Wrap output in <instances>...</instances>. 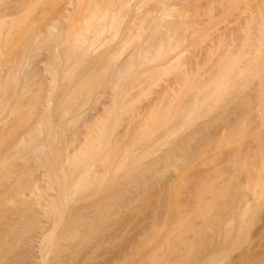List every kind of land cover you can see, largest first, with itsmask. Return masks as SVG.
Masks as SVG:
<instances>
[{
  "label": "rangeland",
  "instance_id": "rangeland-1",
  "mask_svg": "<svg viewBox=\"0 0 264 264\" xmlns=\"http://www.w3.org/2000/svg\"><path fill=\"white\" fill-rule=\"evenodd\" d=\"M182 1L174 52L120 74L153 25H120L107 48L79 56L67 1L0 0V264H208L262 229L264 0ZM163 26L144 51L166 41ZM247 59L249 77L237 68ZM136 85L114 122L91 118ZM62 136L89 149L78 170L106 163L100 182L75 193Z\"/></svg>",
  "mask_w": 264,
  "mask_h": 264
},
{
  "label": "bare ground",
  "instance_id": "bare-ground-1",
  "mask_svg": "<svg viewBox=\"0 0 264 264\" xmlns=\"http://www.w3.org/2000/svg\"><path fill=\"white\" fill-rule=\"evenodd\" d=\"M65 1H67V2H65L66 6H67L66 7L67 9L66 8L65 9L67 10L66 12L69 13L68 14L69 17H70V15L73 14V13L71 14V12H69V9H71V10L73 9V11L74 10H78V13H80L82 15V12H83V15H84V16H81L79 14L78 17H77V14H76V16H75L76 19L73 18L72 20H69L71 18H67L68 21H74V23L76 25H81V27L79 26V29L77 28L78 29L77 30L78 31L77 35L80 37V44L78 43L79 46L77 45V47H76V45H75V47H74L75 53L79 54V56L81 54H83V53H86V51L90 52L89 50L95 51V53L98 52L97 49L100 48L99 45H101L102 43H105V42H106V44H103V45H105L104 47L107 48L106 45L107 46L109 45L108 42L109 41H112L113 42V40H114L113 38L115 37V35L113 36V33H115V34L116 33L117 34L119 33L117 31H119V28H120L119 26L120 25H125V24H127V25H144L146 23L148 25H153L151 27V29L146 30V32H138L137 33V35H138V44H137V47H136L135 51L128 56V59L126 60V62H124L122 64V66H121V68L119 70L120 74H123V71L124 72H126V71H133V70H136L139 67L142 68V66L150 65V63H154L156 61V59H160V58H162L164 56H167V55H170L171 53H173L174 52L173 41L176 39V37H177V31L179 30V27H177V26L178 25H182V24L183 25L186 24V20L185 21L184 20L181 21V19H183L184 17H185L184 19H187V17H188V14H186L187 12L185 13V11H184V10H186L185 8H182V9H184L182 11H184L185 16H184V13L182 11H181V13H183V14L180 13V9L181 8L179 6V2L180 3L184 2L182 0H65ZM141 3L143 5L148 6V7L145 8V6H142ZM58 5H60V4H58ZM142 7H144L145 9H147V8L148 9H147V12L145 13V15H143L142 17L139 18L137 15L138 14L140 15V13H142L141 11H139L140 8L143 9ZM181 7H182V5H181ZM258 8H260L259 5H258ZM262 9H263V7H262ZM134 10L137 12V15L131 16L133 14L132 12ZM125 11H126V13L127 12H129V13L131 12L130 13L131 15L129 13L126 14ZM75 12H77V11H75ZM256 12L258 13L257 15H259L261 17V14L264 12V10L263 11L256 10L255 13H254L255 15H256ZM252 13H251V15H249L250 17L247 19L249 23L246 21L247 25H252L250 23H252L255 20V18H256V20H258L257 19L258 16L256 15L257 17H255L254 14H252ZM80 16L83 17V18H81ZM77 18H80V19H77ZM261 19H262V17H261ZM256 20L254 22H256ZM263 20H264V18H263ZM76 21L79 22L80 24L79 23L77 24ZM187 21H188V19H187ZM256 23H254V24H256ZM260 23H261L260 25H263L264 22H261L260 21ZM155 25H160V26L161 25L162 26L164 25L163 28H167L168 31L165 29L166 32H167V34H166L167 35L166 36V41L161 40V41H159V43L157 44V46L155 45L156 47H153L151 49V51H149V50H145L144 51L143 50V45L147 41L146 39L148 37V34L151 33V30L153 29V27ZM166 25H167V27H165ZM170 25H171V27H170ZM155 29H157V28H155ZM111 31H114V32H111ZM109 32H111L112 40H109V38H107L108 36L106 37V35ZM117 36H119V35H117ZM115 40H117V38ZM123 41L124 40L122 39V41H121L122 44H123ZM77 42H79V40ZM125 42H127V40H125ZM128 42H130V40H128ZM177 42L179 43L180 41L177 40ZM130 45H131V42H130V44H127L126 43V45L124 43V45L122 46L123 49H120V52L119 51L117 52L118 53L117 54V58H116L117 61L120 60L123 55H125V53L127 52L128 48L130 47ZM104 47H101V48L104 49ZM122 47H119V48H122ZM72 50H73V48H72ZM72 50H71V52H72ZM232 52L233 51L230 52L231 53L230 55H234V54H232ZM73 53L74 52H72V54ZM251 53L253 54V52H251ZM149 54H152V56H150ZM83 57H84V55H83ZM228 58L229 57H226L225 56V58H223V59L226 60ZM231 58H233V60H234V56H232ZM248 60H250V59H247L246 64H245V66L243 68H241V67H239L237 65V68L246 77H249L250 76L249 75L251 73V72H249V70H251L250 63L252 62L253 58H252L251 61H248ZM231 65L235 66V61H233V63H231ZM182 66L183 65L180 64V63H178V62L176 63V65H174V67L171 64H169L167 66L168 67L167 71H169L171 68L172 69L173 68H179L180 69ZM148 69L149 68H147V70ZM151 69H149V70H151ZM156 76L157 75L155 74V77ZM138 86L137 85L136 86H132V88H130L127 91H124V93L122 91L121 94L118 93L119 90H115L117 92L114 93V95L112 97V100L110 101V104L109 105L108 104H105L103 106L104 108H103L102 112L101 111L100 112H95V114L93 115V117H91V116L90 117L93 118V119L105 120V123H106V121H109L110 123L111 122H114L115 119H117L116 116H117V114H118V112L120 110L126 108L127 106H131V104H132V102L134 100V98H133L134 90ZM50 105H51V103H50ZM49 107H47V108H49ZM51 107H53V106L51 105ZM91 110H92V112L94 111V109H91ZM91 110H90V112H91ZM69 116L70 115H68V117ZM71 116H73V115H71ZM64 117H66V116H64ZM71 118H73V117H71ZM128 119H127V128H129V126H130V124L132 122V117H129ZM86 122L84 124H89L90 123L89 121H86ZM109 122L106 123V124H109ZM106 128L104 129V131H102L103 133L106 132V130H107ZM108 131H110V130H108ZM108 131H107V133H108ZM100 136L98 135V137H100ZM108 137L106 139H108ZM62 138H63V143H62L63 144L62 145L63 148L62 149H64L65 151L64 150L63 151L65 153L66 152L67 153L66 154L63 153L64 154L63 155L61 153V151H62V149H61L60 152L58 154H56V155L59 156V154L61 153L63 156L61 154L60 155L63 158H65V159L63 160V158L61 156H59V158L61 160L58 159V158L56 160L57 161L60 160V162H58V165L59 166L62 165L63 168H64V170H68L69 168L67 169V165H68V163H71V161H70L72 159L71 157H73V159L75 160V162L73 161L74 164L75 165H78L79 164L78 163L79 162V159L78 158L80 156L82 157V155L85 154L89 150L88 148H90V145H92L94 141L93 142L90 141V144H89L88 143L89 142L88 141L89 139L85 140L89 144L88 145L87 143H84L85 144V147H86V145L88 146V147H86V149H88V150L86 152L82 153L84 151V149L82 148L83 147L82 145H81V147H79V145L76 144V141H70L69 142L68 141L69 139H66L67 137L65 138V137L62 136ZM104 139H103V141H104ZM97 140H98V142H97ZM97 140H95V141L98 144L100 139H97ZM100 143H101V141H100ZM76 145H78V146H76ZM95 146H96V144H95ZM71 147L74 149V151H73V149L71 151ZM81 148L83 149L82 151H81ZM70 151L73 152V154H71ZM99 160H98V162H99ZM86 162H87V160H86ZM101 162H102V159H101ZM87 163H89V161ZM92 163L90 162L86 166L85 165V162H84V166L85 167L82 165L83 168L80 169V170H78L79 169L78 167H79L80 164L78 166H75V167H77V170L79 171L78 172V176H77L76 173H72V172H74V169H72L71 167L70 168H71L72 171L69 169L70 170V173L69 174H68L69 171H66L67 173L65 172L66 174H64V175H68L69 176L70 174L71 175L76 174V176L78 177L77 178L78 180L75 179L74 182L71 180L72 178L70 179V181H72V183H70V184H72V185L74 184L72 187H74L75 185L78 186L77 187V191L75 190V193L76 192L79 193V191L81 190V188L82 187L84 188V185L83 184H85V186H87L88 184L90 185V182H92L91 179L96 180L97 178H100L98 176L101 173L102 174H105V172L103 173V171L105 170L104 167H105V164L106 163H104V162H103L104 164H101L100 162H99L100 164H98L97 162H92ZM71 166L73 167L74 165H71ZM111 167H113V165ZM103 168H104V170H103ZM77 170H75V172H77ZM107 176H108V174H107ZM107 176L104 177V179L102 178V181L105 180L107 178ZM69 178H70V176H69ZM100 181L98 180V182H100ZM75 189H76V186H75ZM70 193H69V196L72 197L74 195V194L72 195V193H74V192H72L71 195H70ZM263 240H264V226L262 227V229L253 238H251V239H249L247 241V245L245 247L238 248L237 251H239V252L236 251L237 252L236 254H234V251L235 250L234 251L230 250L228 252L229 254L226 252L228 250H226V251L224 250L225 253L221 254L219 252L220 254L219 255H216L218 253V251L217 250L216 251L213 250L215 252V254H213L214 252L211 250V252H212L211 255L209 254L208 256H206V258L205 257H203V258L204 259H207V257H208V259L210 260L208 264H264V250L262 249L263 248V246H262V241ZM204 253L205 254H208L210 252L207 253V251H206V252H203V254ZM203 254H201V258H202V255ZM232 254H234V255H232ZM212 255H214L215 257H213ZM220 255H221V257L223 256V258H225V259L224 260H223V258L222 259L221 258H218V259H215V260L213 259V258L220 257ZM199 258H200V256H199ZM201 260H199V261H201Z\"/></svg>",
  "mask_w": 264,
  "mask_h": 264
}]
</instances>
